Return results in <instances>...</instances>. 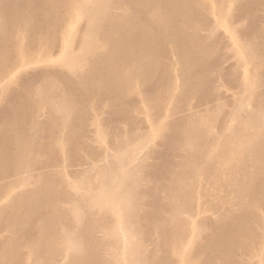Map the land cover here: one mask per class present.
I'll use <instances>...</instances> for the list:
<instances>
[{
	"label": "bare ground",
	"instance_id": "6f19581e",
	"mask_svg": "<svg viewBox=\"0 0 264 264\" xmlns=\"http://www.w3.org/2000/svg\"><path fill=\"white\" fill-rule=\"evenodd\" d=\"M0 264H264V0H0Z\"/></svg>",
	"mask_w": 264,
	"mask_h": 264
},
{
	"label": "rangeland",
	"instance_id": "374dc122",
	"mask_svg": "<svg viewBox=\"0 0 264 264\" xmlns=\"http://www.w3.org/2000/svg\"><path fill=\"white\" fill-rule=\"evenodd\" d=\"M220 29H223V30H224L225 28H224V27H223V28H221V26H220ZM223 30H222V31H223ZM220 31H221V30H220ZM222 33H225V31H224V32H222Z\"/></svg>",
	"mask_w": 264,
	"mask_h": 264
}]
</instances>
